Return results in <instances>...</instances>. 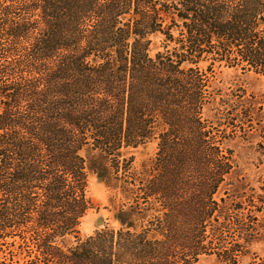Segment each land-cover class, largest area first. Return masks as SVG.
<instances>
[{
	"label": "trees",
	"instance_id": "16d2710c",
	"mask_svg": "<svg viewBox=\"0 0 264 264\" xmlns=\"http://www.w3.org/2000/svg\"><path fill=\"white\" fill-rule=\"evenodd\" d=\"M204 62L264 78V0H0V246L24 264H237L264 236L248 229L264 186L228 203L226 144L255 104L208 125ZM154 140L137 169L131 150ZM90 174L123 202L118 230L83 239Z\"/></svg>",
	"mask_w": 264,
	"mask_h": 264
},
{
	"label": "rangeland",
	"instance_id": "374dc122",
	"mask_svg": "<svg viewBox=\"0 0 264 264\" xmlns=\"http://www.w3.org/2000/svg\"><path fill=\"white\" fill-rule=\"evenodd\" d=\"M151 56L164 51V37L157 36L152 39ZM172 47V46H171ZM170 47V48H171ZM210 62H204L200 65L202 70L207 72L210 78L209 104L204 111L203 119L211 126L215 123L214 114L224 103L241 105V109H249V100L255 104L254 114L245 121L244 132H238L233 139L227 142L226 146L233 152L235 168L229 179V186L226 187L229 195V204L246 199L254 192L262 194L261 187L264 186V78L253 72L244 73L240 69H228L216 65L212 72L208 71ZM234 122L239 123L242 119L239 116H230ZM236 125V124H235ZM241 127V126H240ZM158 153V142L151 141L135 150H131L134 157V166L142 169L143 166H149L156 159ZM242 193L239 196L238 194ZM87 195L92 200L94 208L90 210L83 218L80 227L81 237L83 239L95 234L96 231L105 227L118 230L120 225L114 219L115 209L122 204L120 194L109 189L105 183H102L92 174L88 177ZM224 191H221L219 197H223ZM237 196V197H236ZM259 217V221L251 224L249 230L254 227L255 230L264 233V222ZM260 222V223H259ZM258 225V226H257ZM236 232L230 231L228 241L235 240ZM75 243L71 239L70 244ZM27 250L12 246H0V264H24L27 256ZM264 259V236L258 238L248 247V252L238 259L237 264H259ZM197 264H231L218 258L216 255L203 256Z\"/></svg>",
	"mask_w": 264,
	"mask_h": 264
}]
</instances>
